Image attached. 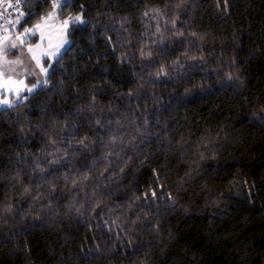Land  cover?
I'll use <instances>...</instances> for the list:
<instances>
[{
  "label": "trees",
  "instance_id": "trees-1",
  "mask_svg": "<svg viewBox=\"0 0 264 264\" xmlns=\"http://www.w3.org/2000/svg\"><path fill=\"white\" fill-rule=\"evenodd\" d=\"M76 16L47 84L0 111V264H264V0Z\"/></svg>",
  "mask_w": 264,
  "mask_h": 264
},
{
  "label": "rangeland",
  "instance_id": "rangeland-1",
  "mask_svg": "<svg viewBox=\"0 0 264 264\" xmlns=\"http://www.w3.org/2000/svg\"><path fill=\"white\" fill-rule=\"evenodd\" d=\"M64 3L65 0L56 2L59 7L51 12L53 14L52 19L45 22L47 15L38 22L37 24L41 25L40 29L36 30L35 35L24 36L25 43L23 45L18 38L25 29L22 27V22L10 29L7 39L0 43V111L25 102L47 84L44 82L48 81L52 66L71 44L69 33L72 25L84 24L81 16V20L75 22L69 20L71 17L65 19L59 17L60 7ZM65 20H69L67 25L63 23ZM34 26L26 28H34ZM41 33H43V40H41ZM37 43L41 45L39 49L35 48ZM13 44L16 47H12ZM29 46L34 48V53L40 61L39 65L32 59V54L28 53ZM43 53H50V55ZM51 53L55 54L51 55ZM14 61L18 62L13 63ZM41 67L48 69L47 74L41 72ZM37 81H40L39 86L33 88ZM29 88H33V90L29 92Z\"/></svg>",
  "mask_w": 264,
  "mask_h": 264
},
{
  "label": "built area",
  "instance_id": "built-area-1",
  "mask_svg": "<svg viewBox=\"0 0 264 264\" xmlns=\"http://www.w3.org/2000/svg\"><path fill=\"white\" fill-rule=\"evenodd\" d=\"M28 0H20L19 7H8V4L16 5L17 0H0V43L8 35V31L13 29L17 24L15 23L20 13V22L24 20L27 15ZM11 21V23L9 22ZM7 29V31L5 30Z\"/></svg>",
  "mask_w": 264,
  "mask_h": 264
},
{
  "label": "snow or ice",
  "instance_id": "snow-or-ice-1",
  "mask_svg": "<svg viewBox=\"0 0 264 264\" xmlns=\"http://www.w3.org/2000/svg\"><path fill=\"white\" fill-rule=\"evenodd\" d=\"M19 2H20V0H17L16 5L8 4V7L9 8H11V7H19ZM57 7H59L58 4H55V3L52 4V8L53 9H55ZM145 15H147V13H145ZM20 16H23V13H20L19 16L17 17V19L15 21L16 24H19L20 23V18H19ZM52 16H53V14L52 13H49L48 16L45 18V22H47V20L52 19ZM69 20L75 22V21H80L81 18H80V16H76V17L69 18ZM69 20L63 21L64 25H67L69 23ZM9 22L11 23V21H9ZM40 27H41V25L40 24H37V25L34 26V28H25L24 31H23V33L20 34V37H18L20 39L21 45H23L25 43V41L23 39L24 36L29 35V34L35 35L36 30H39ZM5 30L7 31V29H5ZM159 30H160L159 27H157V31L158 32H159ZM4 39H7V37H5ZM41 40H43V33H41ZM40 46L41 45L39 43H37L35 45V48L36 49H39ZM12 47H16V45L13 44ZM27 51H28V53L32 54V59L36 61L37 65H39L40 64V61H39V59H37V57H36V55L34 53V48L32 46H29L28 49H27ZM43 54L44 55H50V53H43ZM54 54L55 53H51V55H54ZM141 55L143 56V55H145V53L142 51L141 52ZM148 55H150V53H148ZM17 62L18 61H14L13 63H17ZM47 71H48V69L41 67V72L47 74ZM44 83H47V81H45ZM39 84H40V81H37L36 84L33 85V88L39 86ZM33 88H29L28 91L31 92L33 90ZM5 103H7V101H5ZM81 143H83V141H81ZM53 163H56V161H53ZM153 195H155V193H153Z\"/></svg>",
  "mask_w": 264,
  "mask_h": 264
},
{
  "label": "bare ground",
  "instance_id": "bare-ground-1",
  "mask_svg": "<svg viewBox=\"0 0 264 264\" xmlns=\"http://www.w3.org/2000/svg\"><path fill=\"white\" fill-rule=\"evenodd\" d=\"M28 2V1H27ZM28 8V7H27Z\"/></svg>",
  "mask_w": 264,
  "mask_h": 264
}]
</instances>
